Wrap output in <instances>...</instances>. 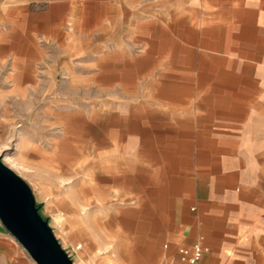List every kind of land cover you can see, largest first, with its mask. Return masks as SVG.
Returning a JSON list of instances; mask_svg holds the SVG:
<instances>
[{"label":"crops","instance_id":"crops-1","mask_svg":"<svg viewBox=\"0 0 264 264\" xmlns=\"http://www.w3.org/2000/svg\"><path fill=\"white\" fill-rule=\"evenodd\" d=\"M2 68L132 202L116 261L264 264V0H0ZM0 264H34L1 224Z\"/></svg>","mask_w":264,"mask_h":264},{"label":"rangeland","instance_id":"rangeland-1","mask_svg":"<svg viewBox=\"0 0 264 264\" xmlns=\"http://www.w3.org/2000/svg\"><path fill=\"white\" fill-rule=\"evenodd\" d=\"M4 76L2 68L0 161L28 185L41 217L56 239H62L64 245L66 238L72 246H82L78 264H121L113 249L134 243L132 226L109 227L105 223L119 213L133 212L132 202L116 195L107 196L99 188L88 189V195L85 194L88 185L100 182L96 174L88 177L90 170H85L93 160L92 150L83 139L74 146L62 139L65 131L55 124L54 114L39 112L44 99L29 97L24 105L25 100L8 94ZM143 245L148 244L143 242L137 245L138 249ZM140 261L144 264L149 259L141 256Z\"/></svg>","mask_w":264,"mask_h":264},{"label":"water","instance_id":"water-1","mask_svg":"<svg viewBox=\"0 0 264 264\" xmlns=\"http://www.w3.org/2000/svg\"><path fill=\"white\" fill-rule=\"evenodd\" d=\"M0 224L34 264H73L38 213L28 185L1 161Z\"/></svg>","mask_w":264,"mask_h":264},{"label":"built area","instance_id":"built-area-1","mask_svg":"<svg viewBox=\"0 0 264 264\" xmlns=\"http://www.w3.org/2000/svg\"><path fill=\"white\" fill-rule=\"evenodd\" d=\"M58 243L60 244L63 251L66 253L67 257L72 261V263L78 264L80 260L77 255V252L80 250L81 246L77 245L73 248H70L67 245H63L59 241ZM206 252H207V249L205 247H202L199 244H195L189 249H180L178 252V263L179 264H197L201 260L203 254Z\"/></svg>","mask_w":264,"mask_h":264},{"label":"trees","instance_id":"trees-1","mask_svg":"<svg viewBox=\"0 0 264 264\" xmlns=\"http://www.w3.org/2000/svg\"><path fill=\"white\" fill-rule=\"evenodd\" d=\"M37 209H38V213L40 214V207L38 205H36ZM44 219V218H43ZM46 220V219H45Z\"/></svg>","mask_w":264,"mask_h":264}]
</instances>
